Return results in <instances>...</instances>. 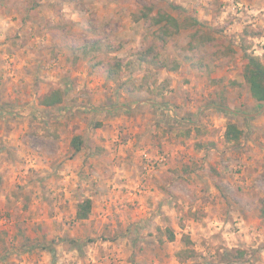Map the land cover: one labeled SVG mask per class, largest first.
Segmentation results:
<instances>
[{
	"label": "rangeland",
	"instance_id": "obj_1",
	"mask_svg": "<svg viewBox=\"0 0 264 264\" xmlns=\"http://www.w3.org/2000/svg\"><path fill=\"white\" fill-rule=\"evenodd\" d=\"M148 1L0 0V264H264V105L242 76L245 46L264 58V0H237L241 9L228 0H154L180 19L196 17L214 44L233 49L190 51L182 31L159 49L180 62L175 84L134 59L151 35L133 13ZM95 41L96 55L131 62L108 86L79 49ZM106 42L122 48L109 52ZM55 89L65 92L62 104L42 105ZM133 91L129 106L146 112L122 117L119 104ZM144 99L177 132L173 150L152 144L159 134L137 132L152 124ZM106 110L115 114L99 120ZM228 122L244 130L240 144L225 141ZM78 134L81 165L71 146ZM113 152L146 166L138 186L96 176L86 161ZM91 196L90 217L77 220V204ZM234 248L246 258L233 261ZM186 249L194 251L188 259Z\"/></svg>",
	"mask_w": 264,
	"mask_h": 264
},
{
	"label": "trees",
	"instance_id": "obj_2",
	"mask_svg": "<svg viewBox=\"0 0 264 264\" xmlns=\"http://www.w3.org/2000/svg\"><path fill=\"white\" fill-rule=\"evenodd\" d=\"M133 19L135 21L143 20L150 28L151 37L144 41V48L137 51L135 55V61L139 64L147 63L155 67L156 71L161 72L163 69L177 71L180 66V62L177 60H170L160 57V46H166L173 37L182 33V31H189L190 41L189 49L193 52H203L208 45L217 48V54L230 55L233 49L228 46L222 45V43L214 44L216 40L211 34L203 31L199 26L200 21L196 17H185L180 19L175 16L170 10L165 7L159 6L154 0H150L145 3L140 9L133 13ZM109 52H116L122 48L121 45L116 46L113 43L106 42L104 44ZM84 52V57L90 62L92 68L104 73L109 79H116L121 75L125 66H130V61H125L123 57H113V59H103L95 52L102 49V45L99 41L83 43L79 47ZM249 47H244L242 54V76L249 87V92L254 98V101L260 105H264V58L259 57L250 52ZM199 67H203L204 63L198 62ZM150 76L144 77V82H148ZM65 92L62 89L52 90L41 99V104L46 107H56L64 101ZM190 131H186L183 135H189ZM225 141L234 145L240 144L244 137V130L236 122H228L224 133ZM71 146L74 154L80 152L83 146V138L80 134L75 135L71 140ZM258 207L260 215L264 218V195L258 201ZM93 210V199L86 198L79 202L76 206L77 220L83 221L90 217ZM45 232L46 229L44 228ZM169 239L175 240V233L168 229ZM46 233H44L45 235ZM185 240L190 243L188 236ZM187 250V249H186ZM192 252V253H191ZM194 251L187 250L186 258L193 256ZM235 259L233 261H241L246 258V250L240 248H234L231 253Z\"/></svg>",
	"mask_w": 264,
	"mask_h": 264
},
{
	"label": "crops",
	"instance_id": "obj_3",
	"mask_svg": "<svg viewBox=\"0 0 264 264\" xmlns=\"http://www.w3.org/2000/svg\"><path fill=\"white\" fill-rule=\"evenodd\" d=\"M228 1L230 2L228 4V7H230V9L233 7V3L239 2L237 0H228ZM162 71H164L167 74H169L168 75L169 76L168 81L171 82L172 81L171 78H172L173 79V82H174L173 84H175L176 82H179V81H177V75L174 74L173 71L167 70V69H163ZM193 71H194V75H197L196 72H195L196 70L193 69ZM197 72H199V74L203 73V71H199V70ZM99 74L101 75V78L103 80V83L104 84L106 83L107 86H108V82L110 80L107 77V75L104 74V73H99ZM195 82H196V80H195ZM193 84H195L194 81L192 82V85ZM184 86L186 88H188V87H190V84L184 85ZM93 90H99V88L96 87ZM129 93H130V95L127 94V96H128L127 99H124V101H126V103H124V104L120 103L119 104V106L122 107V111H123L122 117H125L126 116V118L127 117L129 118V116L139 115V114H140V116H142V114H145V112H146V109L145 108H143V109L142 108H137V106H135L136 104L133 105L132 107H130L129 104H128L132 100L136 99V96H138L137 94H139V93L137 91H133V92H129ZM106 95L108 96V94H106ZM142 103H144V104L149 103L150 104V101L148 99H144V100H142ZM61 104H59L58 106H60ZM151 105L154 106L153 109H151V111L153 112V114H151V115L146 114L144 120L145 121L146 120H149V117L148 116H150V121H151V123L153 125L151 124L150 125L151 126L150 129H148L147 125L145 126V124L147 122L146 123L143 122V123H141L142 125L137 126V132H140L141 133V137L144 134H145V136H147L148 135L147 133L149 131L150 132H154L155 134H159V137H160L161 140L160 141H157L156 144L154 142L152 144L159 146V143H160L161 148H165V149L166 148H170V149L173 150L174 147H176V146H178V144H180V143H178V144L176 143V141H177L176 140L177 139V137H176L177 132H175V130L171 126H169L167 123H163V119L162 120L159 119L160 118V111L156 109L158 105L157 104L155 105V103H154V104H150L149 106H151ZM58 106H56V107H58ZM49 108L52 109L53 107H49ZM54 108H55V106H54ZM101 109H103V108H101ZM155 109H156V111L154 112ZM114 114H115V112L114 113H111V112H109V111L106 110V112L104 111V112L99 113V116L102 117V119L99 118V120H103L107 116L111 117ZM82 134L84 135V133H82ZM154 136H155V139H158V136H156V135H154ZM173 139H174V142H171V140H173ZM152 141L153 140H151V142ZM140 142H147V141L145 139L141 138ZM181 142L184 143L183 141H181ZM91 145L95 149H98L100 147L98 141H96L95 143H91ZM83 148H84V146H82V149ZM80 152H78L79 154L77 153L78 155L76 154V158H74V160H73V161L76 162L75 165H77V163H78V165L84 164L83 154L85 153V151L82 152V153H80ZM167 153H168V156L169 157L174 156V153L171 152V151H167ZM112 156L113 157H107L106 159H103L102 158L104 156H100V157L97 156L96 159H95V157L92 156L91 159H90V157H88L86 159V161L88 160L89 161V164H92L94 166V169H96V171H94V173L96 174V176H100L101 178H103L104 176H107V177H113L114 179H117L118 177L125 178L127 181H129L130 185H132L134 187L135 186H138V185H135V184H136V182H137V184H139V182L141 180V176L139 175V173L140 172H143L146 169V166L143 165L142 170L139 171L137 169V166H134L133 165L134 164V161L131 158H128L127 156L126 157L125 156H122V157L121 156H118L114 152H113ZM168 158H167V160H168ZM104 170H105L106 174H105ZM148 172L149 171H147V173ZM126 180H124V181H126ZM99 185L101 186V184H99ZM90 198L93 199V196H91ZM102 210L105 211L104 208ZM102 216L105 217L106 215H102Z\"/></svg>",
	"mask_w": 264,
	"mask_h": 264
},
{
	"label": "built area",
	"instance_id": "obj_4",
	"mask_svg": "<svg viewBox=\"0 0 264 264\" xmlns=\"http://www.w3.org/2000/svg\"><path fill=\"white\" fill-rule=\"evenodd\" d=\"M233 7L241 9L242 8V4L240 2H235V3H233ZM168 111L170 113H173V109L172 108H169ZM158 160H159V162L165 163V161L167 160V156H161V157L158 158Z\"/></svg>",
	"mask_w": 264,
	"mask_h": 264
}]
</instances>
